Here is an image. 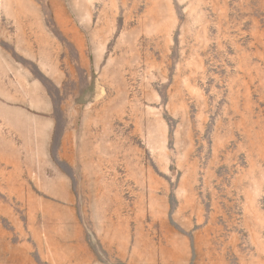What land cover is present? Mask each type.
Wrapping results in <instances>:
<instances>
[{"label":"rangeland","instance_id":"1","mask_svg":"<svg viewBox=\"0 0 264 264\" xmlns=\"http://www.w3.org/2000/svg\"><path fill=\"white\" fill-rule=\"evenodd\" d=\"M0 264H264V0H0Z\"/></svg>","mask_w":264,"mask_h":264}]
</instances>
